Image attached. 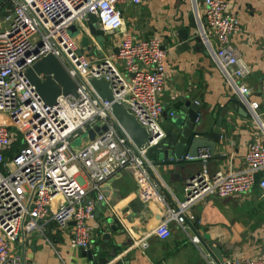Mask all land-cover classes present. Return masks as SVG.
Returning <instances> with one entry per match:
<instances>
[{"label": "built area", "instance_id": "2783aa9c", "mask_svg": "<svg viewBox=\"0 0 264 264\" xmlns=\"http://www.w3.org/2000/svg\"><path fill=\"white\" fill-rule=\"evenodd\" d=\"M141 1L5 0L0 8V264H31L13 247L39 229V221L50 217L53 204L56 212L50 218L61 229L74 222L72 247L93 250L90 222L96 203L105 202V185L128 169L145 179L157 173L149 153L165 136L158 124L164 113L159 98L166 86V55L161 43L123 34L115 41L117 55L91 60L84 52L77 55L81 46L69 34L75 26L80 35L89 36L83 22L90 15L103 31L118 35L124 29L120 5ZM189 1L198 34L215 68L248 111L261 137L247 144L243 168L238 171L211 172L207 149H200L195 159L186 157V161H198L200 169L184 185L181 200L156 179L153 190L158 200L163 201L158 193L161 189L170 201L152 232L162 240L170 236L171 223L183 228L193 221L192 208L207 198L244 196L255 186L264 195V113L251 101L252 92L244 83L250 70L231 44L241 26L228 13L224 0ZM210 38L216 41V50L211 48ZM47 55L59 61L76 85V96H60L53 108L43 105L24 77L26 69ZM92 79L108 83L113 102L152 136L150 141L137 147L121 132L111 104L92 91ZM102 127L106 130L96 133L92 142L86 139L78 152L70 148L71 140L80 134ZM90 193L96 195L95 201L89 199ZM145 240L138 242L143 249L148 246ZM192 242L198 244L199 240L193 238ZM224 264H264V252Z\"/></svg>", "mask_w": 264, "mask_h": 264}, {"label": "crops", "instance_id": "0c3cea01", "mask_svg": "<svg viewBox=\"0 0 264 264\" xmlns=\"http://www.w3.org/2000/svg\"><path fill=\"white\" fill-rule=\"evenodd\" d=\"M224 1L228 13L236 17L241 26V32L232 38L231 44L250 70L244 83L252 92L251 101L257 104L260 113H264V0ZM120 10L124 29L118 35H111L103 44L89 38L91 50H84L86 56L97 60L113 53L116 39L123 34L135 40H158L166 55V86L159 98L164 114L158 123L163 134L167 136L173 131L169 114L175 115L187 102L199 107L202 132L210 131L223 113L221 140L208 167L211 172L241 170L247 144L261 134L248 111L239 102L234 103L237 96L225 86L203 43L199 50L177 52V32L188 27L191 21L195 22L190 1L142 0L138 5L124 3ZM201 21L204 23L202 14ZM194 31L198 32L197 26ZM83 35L76 37L79 46ZM210 45L213 50L217 49L213 38H210ZM236 108L244 109L247 116ZM160 144L149 153L156 164V174H149L145 179L139 172L128 169L105 185V202L96 203L90 222L93 247L107 244L97 257L105 258L107 264H217L202 249V244L207 243L221 251L224 262L262 254L264 195L257 186L244 196L210 197L196 204L191 210L194 220L185 223L183 228L171 223L167 239L162 240L152 233L164 216L165 206L170 204L167 193L165 195L161 189L158 193L163 201L158 200L153 190L156 179L181 200L184 185L200 169L198 161L185 162V171L166 163ZM95 198L94 193L89 194V199L95 201ZM55 207L53 204L50 217L55 214ZM50 217L39 221V229L30 233L23 243L15 244L14 252L31 264H91L83 256L84 251L70 243L72 225L61 229ZM107 218L117 219L118 226L108 224ZM106 235L109 236L107 242ZM193 238L199 240L198 244L192 242ZM142 239H146V249L138 244ZM111 249L116 253L114 258L108 257Z\"/></svg>", "mask_w": 264, "mask_h": 264}, {"label": "water", "instance_id": "95a60500", "mask_svg": "<svg viewBox=\"0 0 264 264\" xmlns=\"http://www.w3.org/2000/svg\"><path fill=\"white\" fill-rule=\"evenodd\" d=\"M5 0H0V8L4 4ZM83 26L88 30L89 36L93 38L97 37H110L113 32L103 31L98 24V20L88 15L87 20L83 22ZM195 22L190 23L186 28H181L177 32V52H184L193 50H199L202 47V40L198 32H195ZM69 34L72 38L78 36V30L75 26L70 27ZM89 36H83L81 38V49L78 50L77 55H81L84 50L90 51ZM97 40V39H96ZM191 43H194V47H191ZM164 50V47H161ZM117 48L113 49V54L117 55ZM24 77L28 82L32 90L39 96L43 105L47 108H53L56 105L57 99L60 96L66 97L69 95L76 96V85L72 79L68 76L64 68L59 61L52 55H47L34 63L30 68L24 72ZM89 85L94 93L99 98L111 104V114L116 120L123 132L132 143L141 147L146 141H150L152 136L148 135L146 130L142 128L136 120L127 111L113 102L112 93L107 82L102 79H92L89 81ZM234 103L238 102V99L233 100ZM238 112L244 116H247V112L244 109H238ZM164 114V113H163ZM223 113L217 118L214 127L208 132H202L203 123L199 114V107L196 104L185 103L180 110L171 118L173 124V131L169 135H165L160 144L163 149L162 157L163 161L169 164H173L179 171L186 170L185 158L195 159L200 149H207L211 155H214L216 145L221 140V123L223 119ZM106 127L95 128L89 130L87 139L92 142L95 138V134L101 131H105ZM156 137V135H154ZM98 211H101L100 205L97 206ZM108 224L118 226V220L115 218H107ZM74 225V222L70 223ZM109 236L106 235L104 239L108 241ZM107 246H99L93 250L83 252V256L87 258L91 264H107L105 258H98V252L104 250ZM202 249L211 259L215 260L217 264H224L221 256V251L212 246L211 244H202ZM264 250L262 251V253ZM116 253L114 250H110L108 253L109 258H114Z\"/></svg>", "mask_w": 264, "mask_h": 264}, {"label": "rangeland", "instance_id": "374dc122", "mask_svg": "<svg viewBox=\"0 0 264 264\" xmlns=\"http://www.w3.org/2000/svg\"><path fill=\"white\" fill-rule=\"evenodd\" d=\"M79 35H80V32L78 31V36ZM110 37H97L96 39L100 44H103V42H106ZM86 139H87V134H85V133L80 134V136L78 138L71 140L70 148L73 151L82 148L85 145L84 142H86Z\"/></svg>", "mask_w": 264, "mask_h": 264}]
</instances>
